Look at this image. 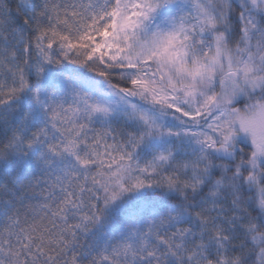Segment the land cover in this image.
<instances>
[{
  "label": "snow or ice",
  "instance_id": "obj_1",
  "mask_svg": "<svg viewBox=\"0 0 264 264\" xmlns=\"http://www.w3.org/2000/svg\"><path fill=\"white\" fill-rule=\"evenodd\" d=\"M0 264H264V0H0Z\"/></svg>",
  "mask_w": 264,
  "mask_h": 264
}]
</instances>
